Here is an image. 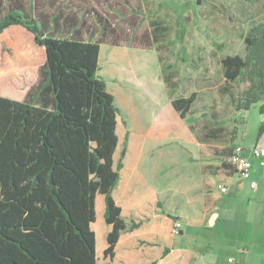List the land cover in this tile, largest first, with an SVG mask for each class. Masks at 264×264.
Segmentation results:
<instances>
[{"label":"trees","instance_id":"16d2710c","mask_svg":"<svg viewBox=\"0 0 264 264\" xmlns=\"http://www.w3.org/2000/svg\"><path fill=\"white\" fill-rule=\"evenodd\" d=\"M90 14L79 19L57 0H0V66L22 46L26 53L34 45L45 56L24 97L0 78V264H105L93 229L98 195L104 196L111 227L106 257L114 258L127 229L113 197L127 147L115 167L119 109L99 75L101 46L118 42L105 39L103 23L99 39L85 36ZM151 24L159 44L167 29L158 21ZM243 39L246 56L224 57L223 73L228 82H250L237 110L261 103L264 115V22ZM171 70L162 67L169 87ZM195 99L196 94L175 98L172 106L185 118ZM263 133L264 121L259 137ZM223 150L230 156V147ZM138 227L133 223L130 230Z\"/></svg>","mask_w":264,"mask_h":264},{"label":"rangeland","instance_id":"374dc122","mask_svg":"<svg viewBox=\"0 0 264 264\" xmlns=\"http://www.w3.org/2000/svg\"><path fill=\"white\" fill-rule=\"evenodd\" d=\"M4 1L12 4L15 0ZM19 1L26 4L28 0ZM57 1L58 7L79 19L84 18V12L91 13L85 36L92 33V39H99L103 23L105 39L118 42L116 46L103 44L99 72L119 108L117 133L123 139H119L115 165L127 147L124 160L129 173L135 160L141 159L146 141L144 152L151 156L165 149L183 150L192 157L200 152L203 158H191L192 165L204 162L206 170L214 172L219 159L216 155L230 143L235 119L239 124L243 122L246 141L258 137L263 121L261 103L249 110H237L243 105L242 96L250 82L245 78L228 82L221 60L226 56H246L243 36L255 23L264 22V0ZM153 21L167 29L161 31L159 44L153 40ZM33 46L27 47L25 54L13 52L11 59L2 62L1 69L7 75L2 82L10 79L22 96L37 82L39 66L45 61L43 51ZM30 52L33 59L28 58ZM163 66L172 67L170 87L164 82ZM192 94H196L195 102L182 118L174 111L172 101ZM168 135H174V139H168ZM98 197L93 225L97 253L99 257L103 253L108 260L105 262L114 264L105 256L111 227L104 217V196ZM128 232L126 229L123 233Z\"/></svg>","mask_w":264,"mask_h":264},{"label":"crops","instance_id":"0c3cea01","mask_svg":"<svg viewBox=\"0 0 264 264\" xmlns=\"http://www.w3.org/2000/svg\"><path fill=\"white\" fill-rule=\"evenodd\" d=\"M20 51L25 54L24 46L16 52ZM1 68L2 64L3 79L7 75ZM8 83L20 95L10 79ZM235 122L230 143L225 147L231 148V154L227 157L222 150L216 155L219 159L214 172L206 170L204 162L192 165L191 158H203L200 152L192 157L183 150L165 149L151 156L144 152L146 141L141 150L144 157L134 159L129 173L124 160L113 197L130 232H122L111 262L264 264V169L254 164L250 178L244 179L230 164L238 146L244 148V156L252 159L250 149L264 147V133L246 141L243 122ZM118 138L123 139L122 135ZM168 139L173 140L174 135H168ZM252 182H256L255 187ZM222 187L227 191L223 192ZM176 222L182 223L179 233L173 231ZM133 223L139 227L130 230Z\"/></svg>","mask_w":264,"mask_h":264},{"label":"built area","instance_id":"2783aa9c","mask_svg":"<svg viewBox=\"0 0 264 264\" xmlns=\"http://www.w3.org/2000/svg\"><path fill=\"white\" fill-rule=\"evenodd\" d=\"M243 151V147H236L230 157V164L238 170V172L244 179H248L250 178L254 164H257L259 167L264 169V147L256 146L251 148L250 155L252 159L244 156ZM255 186L256 182H252V187ZM222 191L226 192L227 189L225 187H222ZM181 229L182 223L176 222L173 230L174 233H179Z\"/></svg>","mask_w":264,"mask_h":264}]
</instances>
